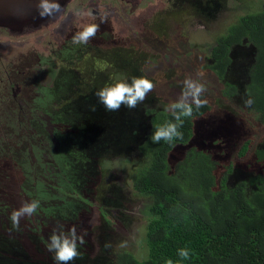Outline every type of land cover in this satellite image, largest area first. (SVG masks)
<instances>
[{
    "label": "rangeland",
    "instance_id": "1",
    "mask_svg": "<svg viewBox=\"0 0 264 264\" xmlns=\"http://www.w3.org/2000/svg\"><path fill=\"white\" fill-rule=\"evenodd\" d=\"M97 1H90L87 9L81 12L80 0H75V14L68 13L66 16L72 31L82 30L84 21L86 25L92 24L93 19L102 15L111 26L108 31L99 33L104 41L90 43L86 54L74 56L73 61H78L75 68L64 66L72 72L68 95L72 98L61 101L57 107L116 81L131 82L133 77L147 76L155 87L131 111L168 113L166 108L179 98L183 81L192 78L205 84L207 90L202 99L207 101L212 112L208 118L197 121L195 145L215 151V158L222 165L219 175L225 172L228 162L223 161L228 157L230 160L234 158L232 161L236 164L233 177L248 176V171L254 168L264 172V160L258 162L256 156L259 147L264 148V126L257 119L255 110L245 105L247 96L243 88L231 89L233 75L219 78L211 69L210 57L217 39L226 35L240 17L261 11L264 0H217L223 4L217 14L202 12V9L193 8L185 0H135L129 6L114 0H100L98 6ZM208 1L201 0L205 8ZM105 2L111 5L110 10L104 7ZM79 17H82L83 25L77 22ZM9 44L16 45V42L11 40ZM4 47H7V42L0 40V50ZM59 75L57 70L53 75L47 71L41 84L51 88L53 78ZM65 92H68V87ZM37 105L42 106L41 110L45 107L43 102ZM229 117L234 122L233 130L225 125L232 124L231 120H226ZM97 129L94 127V135H87L84 149H79L85 152L90 166L86 165L87 161L81 166L69 165L73 175L80 176L76 178L75 186L86 198L68 189L63 193L47 191L46 183L54 180L57 169H60L55 167L57 164L52 166V172H44L40 168L41 162H44L43 152L37 143L12 142L7 137H0V201L6 203L0 211V242L3 248L0 262L56 264L34 242L42 235L50 236L53 231L48 228L45 213L37 212L39 218L35 214L23 217L20 233L3 228L2 223L10 221L4 218L5 210L11 214L24 202L32 200L40 201L39 210H46L48 214L54 210L58 213L56 216H59L60 210L72 211L73 206L81 203V209L74 211L72 225L68 227L76 226L78 235L84 236L81 246L86 258H77L69 264H117V258L123 253L132 254L140 261L147 258L146 233L148 218L151 217L148 210L152 201L138 195L134 180L149 159L137 154L135 146L128 155L121 152L113 141L100 143ZM232 134L236 149L229 146ZM212 140L216 143L215 147L209 145ZM247 140L252 141L248 156L243 160L235 158L238 149ZM55 142L59 151L60 142ZM180 153L181 150L176 152ZM176 162L177 157L173 153L171 166ZM237 162L245 163L241 165ZM248 165L250 169L244 172ZM235 180L233 178L230 182Z\"/></svg>",
    "mask_w": 264,
    "mask_h": 264
},
{
    "label": "trees",
    "instance_id": "2",
    "mask_svg": "<svg viewBox=\"0 0 264 264\" xmlns=\"http://www.w3.org/2000/svg\"><path fill=\"white\" fill-rule=\"evenodd\" d=\"M185 2L202 9V12L215 14L223 7L217 0H209L206 8L201 0ZM210 55L211 69L217 76L233 75L231 89L243 88L245 97L250 95L254 99L251 108L264 126V6L261 11L240 17L230 26L227 34L217 39ZM97 91L79 96L65 106L45 104L47 106L42 109L49 112L50 117H33L28 121L29 128L39 130L40 144H43L41 170L52 172L55 164L60 168H56L55 179L46 183L47 191H62L59 180L68 176L73 177L75 184L80 176L73 175L69 167L71 163L73 167L87 161L86 165L90 166L85 152L79 149H84L88 134L94 135V127L99 128L100 143L113 141L121 152L128 155L135 146L137 154L149 159L134 180L138 195L152 201L146 233L148 256L140 261L132 254L123 253L117 258V264H166L168 259L175 262L181 248H188L191 253V258L183 264H264V172H258L257 168L248 171V165L243 170L248 171V176L233 177L236 164L232 161L234 158L230 160L228 157L224 161L222 159L228 163L225 172L219 175L222 165L215 158V151L195 145L196 123L212 114L209 104L199 109L194 106L193 115L183 118L180 128L183 139L153 143L149 137L155 128L173 120L170 112L133 113L123 105L118 111H107L99 103ZM92 106H95V111ZM226 120L232 121V124H224L233 130V119L229 117ZM233 134L230 135L229 146L236 149ZM54 137L60 142L59 151ZM74 143L77 145H72ZM209 145L215 147L216 143L212 140ZM251 145V140L244 142L235 158L245 159ZM178 150H181L180 155L176 154ZM173 153L177 162L171 166ZM256 156L258 162L264 160V148L259 147ZM237 163L242 165L245 162ZM231 177L236 178L234 183L230 182ZM80 196L86 198L82 194ZM77 207L81 209V203L78 202ZM72 216L71 213L59 212V216L51 218L47 215V218L61 224L72 222ZM5 222L4 229L20 233L12 228L10 221Z\"/></svg>",
    "mask_w": 264,
    "mask_h": 264
},
{
    "label": "flooded vegetation",
    "instance_id": "3",
    "mask_svg": "<svg viewBox=\"0 0 264 264\" xmlns=\"http://www.w3.org/2000/svg\"><path fill=\"white\" fill-rule=\"evenodd\" d=\"M90 1L93 0H80L79 6H81V12H84V10L87 9V5H89ZM132 1L134 2L135 0H114V2H118L125 6H129ZM74 2L75 0H71L68 3L63 16L58 21L41 27H39L41 23L32 24L39 27V29L31 30L30 27L27 30L19 29V23L11 25L5 24L0 27V40L2 42H7V47L0 50L1 138L7 137L9 140H12V142L21 140L26 141V143H37L42 148L43 144H40L41 138L40 133H38L39 130L36 128H29L28 120L33 117H50L48 115L50 113L43 111V109L41 110L40 108L42 106L37 104L43 102L44 106H47L45 104H54L57 106L61 101L70 100L72 96L68 97V95L70 84L72 83L70 82L72 72L66 70L65 67H69L70 65L71 68H75L78 61H73L74 56L78 54H86L90 43L105 40L99 35V33L108 31L111 23L104 17L105 22L101 23V17H98L97 19H93V23L99 24V30L96 36L90 39L87 44L73 43V36L78 31H81L70 30V23L66 18L68 13H72V15L75 14V10L73 9ZM99 4L100 0L97 1L96 5L99 6ZM104 7H107L110 10L111 5L105 2ZM94 13L97 14L96 12ZM18 18L20 19V16ZM77 22L83 25L82 17H79ZM84 25H86L85 21ZM11 40L16 42V45L9 44ZM56 70L59 71L60 75L57 76V78H53L52 87L48 88L43 86L41 81L43 80V77L46 76L47 71L53 75ZM43 72H46V74H42ZM57 86L59 88H57ZM66 87H68V92H65ZM53 140L54 142L57 141L55 137ZM57 146L58 145H56V150ZM59 182L61 183V186H59V188L62 189V191L59 190L61 193L65 189H68V191L72 193H76L78 190L80 191V189L75 186L72 176L59 180ZM71 188L72 190L70 191L69 189ZM79 191L78 193L80 194ZM5 205L6 203L4 201H0V211ZM73 205H75L74 202ZM73 207L74 210L67 212L73 214L74 211L80 210L78 207ZM59 209L60 208L57 210ZM4 212L3 215L6 219H9V210H5ZM37 212L45 213L44 217L50 226L48 228L53 230L57 226L52 219L47 218V215L52 218L58 214L54 212V210L51 211L50 214L39 209ZM37 212L35 213V217L38 216L39 218L40 216ZM59 212L67 213L63 210H60ZM66 223L61 224L64 225L65 230H68L70 229L68 226L72 225L70 224L72 222ZM2 225L4 226V222ZM21 230L22 228L20 226L18 231ZM48 238L49 236L42 235V237L34 240V242L36 245L44 249L43 253H47L49 257H52V260H50L51 262H55L53 260V253L49 252L46 247L49 242ZM78 250L80 252L78 258L85 259L84 248L79 245Z\"/></svg>",
    "mask_w": 264,
    "mask_h": 264
},
{
    "label": "clouds",
    "instance_id": "4",
    "mask_svg": "<svg viewBox=\"0 0 264 264\" xmlns=\"http://www.w3.org/2000/svg\"><path fill=\"white\" fill-rule=\"evenodd\" d=\"M36 11L41 18L52 20L62 14V4L60 0H35ZM105 20L101 16V23ZM99 30V24H87L81 31H78L73 36V43L87 44L90 39L94 38ZM155 87L154 82L147 76L133 77L131 82L124 80L116 81L110 85H106L96 92L99 103L102 104L107 111H118L121 106H126L129 109H134L139 103H142L149 92ZM204 83L186 78L183 81V89L179 98L168 104L166 111L170 112L173 120L166 122L163 125L157 126L149 137L153 143L160 141L172 142L176 139H183V133L180 128L183 126L184 119L193 115L194 106L196 109L201 108L207 103L202 99L206 92ZM246 106L251 107L255 101L249 95L244 100ZM95 111V106H92ZM40 207L39 200L24 202L19 209L13 210L10 214V222L13 229L19 230L20 221L25 216H32ZM49 242L46 245L49 252L53 253V260L56 264H69V262L77 259L80 256L78 250L79 245L84 244V236L78 235L76 226L65 230L64 225L57 224L49 236ZM177 261L168 259L166 264H183L191 258V253L188 248L178 250Z\"/></svg>",
    "mask_w": 264,
    "mask_h": 264
},
{
    "label": "water",
    "instance_id": "5",
    "mask_svg": "<svg viewBox=\"0 0 264 264\" xmlns=\"http://www.w3.org/2000/svg\"><path fill=\"white\" fill-rule=\"evenodd\" d=\"M71 0H60L62 4V14L57 18L49 20L41 18L36 11L35 0H0V27L5 24H20L19 29L31 30L39 29L41 26H46L52 22L58 21L64 14L66 6ZM20 16V19L18 18ZM41 23L39 27L32 24ZM30 30V31H31Z\"/></svg>",
    "mask_w": 264,
    "mask_h": 264
}]
</instances>
